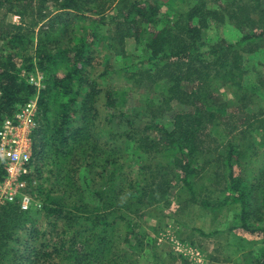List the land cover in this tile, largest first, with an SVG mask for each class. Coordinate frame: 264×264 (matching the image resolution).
I'll list each match as a JSON object with an SVG mask.
<instances>
[{"label":"trees","instance_id":"obj_1","mask_svg":"<svg viewBox=\"0 0 264 264\" xmlns=\"http://www.w3.org/2000/svg\"><path fill=\"white\" fill-rule=\"evenodd\" d=\"M186 4L116 0L117 7L110 11L98 0H0V120L38 95L33 161L50 157L51 167L56 168L50 173L63 181L62 196L44 206L41 221L16 203L0 206V264H54V259L64 264H118L123 253L114 252H128L119 250V236L112 233L120 225L117 218L124 229L123 243L137 249L128 237L131 231L136 234L130 214L167 203L172 181L181 182V191L194 198L197 179L206 177L215 184L216 175L223 181L219 190L223 197L211 202L202 198L201 205L215 210L234 203L236 222L230 230H242L264 243V169L257 178H242L233 165L239 164L234 157L243 150L228 138L224 146L218 144L223 146L220 149L207 143L216 120L226 116L225 104L238 111L229 113L235 118L233 129L237 133L246 129L249 140L264 143V118L256 111L246 112L241 103L253 100V95L264 100L254 86L243 88L246 56L264 51V0ZM10 14L19 21L7 20ZM225 19L239 30L238 39L207 44L205 30ZM128 38L142 45L143 59L135 61L126 53ZM22 71L26 75L40 71L44 87L30 84ZM116 76L123 83L117 84ZM257 80L264 88V79ZM217 83L230 92L222 107L212 95ZM139 86L149 92L161 90L168 102L177 100L171 120L149 117L136 125L126 118V126L114 133L119 143L115 138L112 143L99 141L97 120L100 123L103 117L111 123L119 105ZM240 89L244 92L238 93ZM96 151L106 160L101 169L104 183H96L95 178L88 182L97 205L85 202L77 186L79 167L92 168ZM132 151L144 153V161L156 167L146 166L147 182L117 174L114 168V159ZM4 174L0 162V179ZM119 201L129 215L118 214ZM149 245L155 249L153 243ZM155 263L164 264L159 258ZM258 264H264V252Z\"/></svg>","mask_w":264,"mask_h":264},{"label":"rangeland","instance_id":"obj_2","mask_svg":"<svg viewBox=\"0 0 264 264\" xmlns=\"http://www.w3.org/2000/svg\"><path fill=\"white\" fill-rule=\"evenodd\" d=\"M193 1L176 0V5L177 7H186L187 2L192 3ZM98 2L102 6L105 5L110 11L117 7L116 0H98ZM48 6L50 10H53L50 7L51 3ZM7 20L17 23L19 17L15 14H10L7 16ZM225 20L224 23L211 24L205 30L207 44H224L225 42H233L238 39L239 30L229 23V20ZM126 53L135 61L143 59L142 45L135 43L132 38L127 39ZM117 58L119 60L120 56ZM245 59L244 63L248 74L243 78V88L246 86L249 89L254 86L256 93L264 97L263 85L257 80L264 79V51L262 53L257 52L253 56L248 55ZM111 62H115V60L111 59ZM21 75L25 76L28 82L34 84L37 89L44 87L43 76L40 71L30 72L27 75L25 71H22ZM115 79L117 84L123 83L121 78L116 76ZM141 87L139 86L130 97L129 95L127 96L124 105H119L118 116L111 123L107 124L103 117H101L103 122L99 123V120H97V131L100 134V137L98 135L99 141L112 143L115 138L119 143L114 133L119 132L126 126V118H131L136 125H142L149 117H154L155 120L162 118V121L166 123L171 120L172 113L179 104L177 100L168 102L167 98L164 99V93L161 90L157 89L149 92ZM240 90L242 91H238V93L244 92L243 89ZM212 95H215L217 106L222 107L225 104V100H227V96H230L229 88L221 87L217 83ZM37 97L38 95H35L29 99L36 102V114L38 112ZM241 103L246 112L256 111L258 115L264 118V100L261 101L256 95H253V100H241ZM25 104L19 106L14 113L19 112ZM217 106L215 108L219 109L220 107ZM224 106L226 107L224 112L226 116L223 117V120H216V124L218 122L219 127L216 125L213 131L210 130L208 132L207 143L212 142V147L219 146V149L225 145L226 138L235 143L240 150H243V154L240 156L235 155L234 160H238L239 164L233 165L234 172L242 178L251 179L264 169V146L258 145L259 143L264 145V143L261 139L249 140L251 139L250 133L246 129L237 133L232 127L235 118L229 116V113L238 111L235 110L236 108L233 104H225ZM257 107H261V111H257ZM126 108L128 109L126 110ZM239 124L238 122V126ZM245 137L249 138L245 139ZM221 142L223 146L218 145ZM137 152L139 151H132L127 156L114 159V162L116 161L114 168L117 174L118 172L128 173L132 178L147 182L150 178L147 176V169L156 167L153 165L154 163L144 161V153L137 155ZM94 155L96 158L92 161L91 166L94 165L92 168H89L90 166L86 164L79 167L77 186L85 202L97 205L98 201L90 192L88 182L95 178L96 183L100 185L104 183L106 176L101 169L106 160L103 161L104 155L100 154L99 151H96ZM0 162L3 164L4 169V162L1 160ZM50 162V157L36 164L33 162L25 186L19 190L16 198L13 201L0 204V206L7 203H16L20 210L41 221L44 206L52 199L58 200L62 196L63 181L56 178L55 173H50L51 168L54 172L56 171L55 167H51ZM148 165L150 166L146 168ZM138 169L140 170L138 171ZM210 169L212 170V163H210ZM126 179L128 180L129 178L126 177ZM57 181H61V183ZM222 183V179L217 175L215 184L212 181H208L206 177L201 180L197 179L195 196L190 198L191 195L187 190L181 191L183 186L181 182L172 181L168 192L169 201L150 206L138 215L130 214L127 209L121 206V201H119L117 205L119 208L118 214H130L132 219L136 234L134 235L133 231H131L128 237L131 246L137 245V249L132 250L123 243L121 237L125 235L124 229L121 219L117 218V222L120 225L116 228L114 227L112 233L115 236H119V242H117L119 250L123 249L128 252L125 254L124 252H114L116 255L123 253L119 258L120 263L118 264H156L155 260L157 258L164 264H258L264 252V243L256 239L258 237L242 232V230H230L231 226H234L236 222L233 219L235 204L226 202L225 205L215 210L209 208V206L201 205L202 198L210 201L219 197ZM226 194L227 192H225ZM23 195L29 199L26 209L20 206L19 198ZM241 235L243 237L240 238L239 236ZM151 243L155 246L154 250H150L149 244ZM106 256L109 258L110 254L108 253ZM58 260L54 259L51 261L54 264H60V262L64 264V262Z\"/></svg>","mask_w":264,"mask_h":264},{"label":"built area","instance_id":"obj_3","mask_svg":"<svg viewBox=\"0 0 264 264\" xmlns=\"http://www.w3.org/2000/svg\"><path fill=\"white\" fill-rule=\"evenodd\" d=\"M36 102L29 100L19 112L0 123V160L5 175L0 180V204L13 201L25 186L33 164L32 133L38 126ZM20 206H28V197L21 196Z\"/></svg>","mask_w":264,"mask_h":264}]
</instances>
